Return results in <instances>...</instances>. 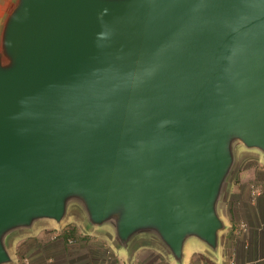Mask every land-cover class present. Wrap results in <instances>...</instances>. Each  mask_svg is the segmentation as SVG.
<instances>
[{"label": "water", "instance_id": "95a60500", "mask_svg": "<svg viewBox=\"0 0 264 264\" xmlns=\"http://www.w3.org/2000/svg\"><path fill=\"white\" fill-rule=\"evenodd\" d=\"M14 47L0 233L60 221L75 191L122 244L157 229L178 256L185 232L213 234L226 135L264 150V0H29Z\"/></svg>", "mask_w": 264, "mask_h": 264}, {"label": "crops", "instance_id": "0c3cea01", "mask_svg": "<svg viewBox=\"0 0 264 264\" xmlns=\"http://www.w3.org/2000/svg\"><path fill=\"white\" fill-rule=\"evenodd\" d=\"M28 7L29 0H0L1 80L21 66L14 47V33ZM257 149L264 158V150ZM261 174L258 164L241 171L227 187L225 180L217 204L212 206L217 220L213 234L207 236L197 229L185 232L178 256L157 229L145 231L148 233L141 239L146 241L131 248L129 241L121 243L114 227V235L105 232L97 238H85L82 243L69 244L65 235L42 243L32 259L43 264H99L105 255V241L114 236L121 264H227L231 259L239 264H264V176ZM255 187L257 193L253 192Z\"/></svg>", "mask_w": 264, "mask_h": 264}, {"label": "rangeland", "instance_id": "374dc122", "mask_svg": "<svg viewBox=\"0 0 264 264\" xmlns=\"http://www.w3.org/2000/svg\"><path fill=\"white\" fill-rule=\"evenodd\" d=\"M225 142V148L232 161L226 169L225 187L229 186V182L234 180L237 174L241 171L252 169L254 165L260 164L261 175L264 176V163L262 161L264 158L261 151L255 147H249L241 134L235 131H231L226 135ZM225 193L226 191L224 195ZM85 197V194L75 191L64 195L62 198L64 213L60 221L48 216L40 217L34 215L29 222L14 223L6 227L0 233V243L7 258L1 260L0 264H27L28 262L29 264H36L38 260L36 262L32 259L35 254L34 251L38 250L42 243L47 244L50 240L57 239L63 235H65V242L69 244L82 243L85 238H97L105 232H111V235H114L115 216H110L103 223L96 224L94 220L90 219L91 212L88 211ZM228 203H230V199ZM117 206H123V203ZM147 233L143 230L135 232L128 239V244L133 248L137 244L145 242L146 240L141 238ZM107 250H111L121 264L114 236L113 239L108 238L105 241L104 253ZM54 253H57V250ZM37 264H43V262L39 261Z\"/></svg>", "mask_w": 264, "mask_h": 264}, {"label": "built area", "instance_id": "2783aa9c", "mask_svg": "<svg viewBox=\"0 0 264 264\" xmlns=\"http://www.w3.org/2000/svg\"><path fill=\"white\" fill-rule=\"evenodd\" d=\"M253 192L257 193L258 189L257 188L254 189ZM27 264H29V262ZM99 264H119V262H117L114 253L111 250H107L104 255V258L100 259ZM152 264H158V263L156 262ZM227 264H239V263L236 259H231L228 261Z\"/></svg>", "mask_w": 264, "mask_h": 264}]
</instances>
